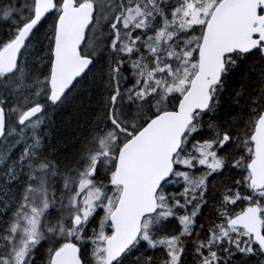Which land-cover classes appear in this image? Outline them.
<instances>
[{
  "label": "snow or ice",
  "instance_id": "obj_1",
  "mask_svg": "<svg viewBox=\"0 0 264 264\" xmlns=\"http://www.w3.org/2000/svg\"><path fill=\"white\" fill-rule=\"evenodd\" d=\"M0 264H264V0H0Z\"/></svg>",
  "mask_w": 264,
  "mask_h": 264
},
{
  "label": "trees",
  "instance_id": "obj_2",
  "mask_svg": "<svg viewBox=\"0 0 264 264\" xmlns=\"http://www.w3.org/2000/svg\"><path fill=\"white\" fill-rule=\"evenodd\" d=\"M67 116H68V113L64 112L56 117L55 127L57 129V134L63 137H69V136H72L73 134H77L81 129L77 127L76 120L84 119V117L74 118L71 125H66L64 121Z\"/></svg>",
  "mask_w": 264,
  "mask_h": 264
}]
</instances>
